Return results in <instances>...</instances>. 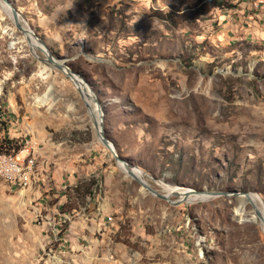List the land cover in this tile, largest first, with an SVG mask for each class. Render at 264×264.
Here are the masks:
<instances>
[{
	"label": "rangeland",
	"instance_id": "1",
	"mask_svg": "<svg viewBox=\"0 0 264 264\" xmlns=\"http://www.w3.org/2000/svg\"><path fill=\"white\" fill-rule=\"evenodd\" d=\"M79 1L0 0V142L37 180L0 176V264H264L254 201L238 213L264 204V2Z\"/></svg>",
	"mask_w": 264,
	"mask_h": 264
},
{
	"label": "built area",
	"instance_id": "2",
	"mask_svg": "<svg viewBox=\"0 0 264 264\" xmlns=\"http://www.w3.org/2000/svg\"><path fill=\"white\" fill-rule=\"evenodd\" d=\"M35 166L36 155L28 143L23 144L20 150L0 151V176L12 186L23 190L35 187Z\"/></svg>",
	"mask_w": 264,
	"mask_h": 264
},
{
	"label": "trees",
	"instance_id": "3",
	"mask_svg": "<svg viewBox=\"0 0 264 264\" xmlns=\"http://www.w3.org/2000/svg\"><path fill=\"white\" fill-rule=\"evenodd\" d=\"M85 6L91 4V0H81ZM74 5L78 10L85 8L81 5L79 0H74ZM237 7V4H234L232 0H196L194 1V7L189 13H186L184 10L182 13L177 14L181 15L186 20H190V15H192V20L200 19L202 16H206L212 12V10H221V11H230ZM168 19L172 20L175 16L173 13L166 15ZM23 145L22 141L10 139L8 136L4 137L0 142V151L2 152H11L13 150H20Z\"/></svg>",
	"mask_w": 264,
	"mask_h": 264
},
{
	"label": "bare ground",
	"instance_id": "4",
	"mask_svg": "<svg viewBox=\"0 0 264 264\" xmlns=\"http://www.w3.org/2000/svg\"><path fill=\"white\" fill-rule=\"evenodd\" d=\"M6 3L3 2V4H1L5 9L6 11L11 15L12 13V8L8 5H5ZM29 32V31H28ZM29 36L31 37V39L33 40L34 39V35L32 34V32H29ZM41 48L45 50V46H43V44H41ZM82 82L79 81V83L77 84L79 88H81L85 94V97L87 96H90V92L87 91L86 87L82 86ZM96 106L98 107V104L96 103ZM98 120H99V116H98ZM136 171H140V176H141V179L146 183L145 181V177H144V173L143 171L140 169V168H137L135 167L134 168ZM136 173V172H135ZM168 191V190H167ZM170 192V191H168ZM186 193V192H185ZM184 193V194H185ZM204 194V193H203ZM169 195V194H168ZM248 200H253L254 203H255V206H256V212H257V215L261 218V221H262V224L264 226V204H263V200L260 196H258L257 194L253 193L251 196H248V197H239V201L241 202V207L238 209V213L240 214V217H245V216H248L250 215L249 212H246V210L244 209V203H246ZM256 214H253L252 213V218L254 220H257L258 221V217H257Z\"/></svg>",
	"mask_w": 264,
	"mask_h": 264
},
{
	"label": "water",
	"instance_id": "5",
	"mask_svg": "<svg viewBox=\"0 0 264 264\" xmlns=\"http://www.w3.org/2000/svg\"><path fill=\"white\" fill-rule=\"evenodd\" d=\"M12 10H13V12H14V14H15V17H16L17 22H19V20H18V17H19V16H18V11L16 10V8H13ZM23 29H25L27 32H28V31H29V32H32L29 28H24V27H23ZM29 32H28V33H29ZM28 33H27V34H28ZM57 65H58L59 67L62 68V65H61L60 63H57ZM69 74H70V76L72 77V80H73L76 84H78L80 80H79V79H78L73 73H69ZM82 83H83V82H82ZM80 90L82 91V93H84L83 90H82L81 88H80ZM84 95H85V94H84ZM97 104H98V103H97ZM98 107H99V104H98ZM98 111H99V110H98ZM92 115H93V114H92ZM98 116H99V120L97 119V117H96L95 115H93L96 130L98 131V134L101 136L104 145H105L108 149H110L114 155L117 156V153H116L115 147L112 145V143L110 142L109 138L106 136V128H105V124H104V122H103V114L99 112ZM125 166H126V170L128 171V173H130L133 177H135L136 179H138L143 185H145V186L147 185V183H145L143 180H141V179H140V178H139V177L133 172V169L131 168V165H130V164L127 163ZM147 186H148V185H147ZM149 188H150V187H149ZM150 190L154 191L152 188H150ZM158 195H159L160 197H162V198L169 199V195L161 194V193H158ZM170 195H171V194H170ZM263 220H264V219H263Z\"/></svg>",
	"mask_w": 264,
	"mask_h": 264
},
{
	"label": "clouds",
	"instance_id": "6",
	"mask_svg": "<svg viewBox=\"0 0 264 264\" xmlns=\"http://www.w3.org/2000/svg\"><path fill=\"white\" fill-rule=\"evenodd\" d=\"M64 10V9H63Z\"/></svg>",
	"mask_w": 264,
	"mask_h": 264
}]
</instances>
